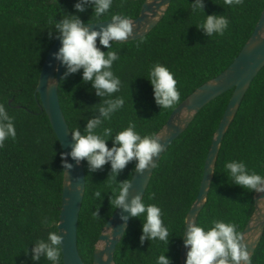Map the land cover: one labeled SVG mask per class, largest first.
<instances>
[{
	"label": "trees",
	"instance_id": "1",
	"mask_svg": "<svg viewBox=\"0 0 264 264\" xmlns=\"http://www.w3.org/2000/svg\"><path fill=\"white\" fill-rule=\"evenodd\" d=\"M76 2L0 0V104L14 117L17 132L15 139L5 140L0 148V264H52L46 258L33 261L27 253L50 231L59 232L65 171L61 142L36 89L46 56L57 40L49 36V31L55 30L56 20L63 18V12L76 13ZM144 2L113 0L110 10L99 19L92 16L91 7L76 14L85 23L111 19L112 14L132 19L139 16ZM263 10L264 0H244L236 8L225 5L224 0H205L207 14H223L230 21L223 36L209 37L196 26L204 21L205 13H192L191 0H172L165 17L147 35L113 44L111 50L119 56L113 71L121 80V89L113 98L123 96L125 105L111 121H105L104 127H111L115 135L131 120L142 136L158 133L183 100L235 60ZM157 62L168 66L177 79L180 100L172 108L162 109L156 104L147 78L150 67ZM82 71L67 78L63 73L59 86L68 124L72 131L81 132L87 119L98 114L101 102L91 83L82 82ZM234 90L226 91L200 110L164 152L148 185L144 200L162 209V219L170 232L168 246L160 240L141 245L142 219L132 218L117 245L116 264H156L161 254L171 257L172 264H181L186 217L199 194L213 136ZM108 144L111 147L112 140ZM232 160L244 161L250 171L264 175V67L223 138L211 190L197 222L210 226L212 220L221 219L235 223L242 234L255 210V192L228 179L225 164ZM135 163L129 162L116 179L110 175V163L90 172L83 160L86 193L79 218L78 245L85 264H94L96 243L116 211L110 204L111 191L118 188L119 182L130 184ZM97 190L103 193V201L94 197ZM153 195L154 199H149ZM97 210L99 216L93 218ZM59 264H65L62 248ZM252 264H264V234Z\"/></svg>",
	"mask_w": 264,
	"mask_h": 264
},
{
	"label": "clouds",
	"instance_id": "2",
	"mask_svg": "<svg viewBox=\"0 0 264 264\" xmlns=\"http://www.w3.org/2000/svg\"><path fill=\"white\" fill-rule=\"evenodd\" d=\"M244 0H224V4L232 8L243 5ZM113 4V0H77L74 4L76 13H84L89 7L97 19L102 18ZM192 13H205L202 23L196 24L199 29L212 37L215 34L223 36L229 26V19L223 14H207L205 0H191ZM63 12V18L56 20L55 30L49 31V36L60 40L59 50L53 53L56 60L66 68L64 78L82 71V82L91 83L95 94L101 98L96 110L97 115L87 119L83 132L80 129L71 131L74 143L70 152L61 153L62 165L66 176L74 165L67 159L71 156L79 164L86 160L90 172L102 169L110 163V175L117 179L120 172L133 160L135 170L143 172L150 166L155 167V159L164 151L162 138L155 132L141 135L136 131L134 121H129L126 128L113 135L111 127H104L105 121H111L113 115L123 109L125 99L115 96L121 89V80L113 71V63L119 59L118 53L111 50L115 42H123L134 35V24L128 17L112 14L110 23L100 28L85 26L80 15ZM99 37V46L97 38ZM141 41L140 43H142ZM102 46V47H101ZM107 48L108 51L102 50ZM148 80L154 90L155 102L162 109L174 107L180 100L175 73L162 63H155L149 69ZM54 81H50L52 83ZM99 130V131H98ZM17 136L14 117L9 115L4 104H0V148L5 140ZM112 140L109 147L108 141ZM228 179L252 192L264 193V175L250 171L244 161L232 160L225 164ZM109 175V176H110ZM131 185L122 181L118 188L113 189L110 204L115 209H122L121 220L129 218L142 219L141 245L145 241L160 240L169 244L170 232L162 219V209L154 203H146L143 195L137 194L129 200ZM105 193V192H104ZM103 193L94 192V197L103 201ZM154 199V195L149 197ZM99 216L98 210L93 218ZM60 230L50 231L46 239L34 243L28 250L33 261L46 258L52 264H59L64 236ZM66 234V230H63ZM182 237H186L184 246L188 249L186 264H252V258L242 234L237 231V225L214 219L210 226L190 221ZM169 250V249H168ZM167 250V252H168ZM166 252V253H167ZM156 264H172V258L161 254Z\"/></svg>",
	"mask_w": 264,
	"mask_h": 264
},
{
	"label": "water",
	"instance_id": "3",
	"mask_svg": "<svg viewBox=\"0 0 264 264\" xmlns=\"http://www.w3.org/2000/svg\"><path fill=\"white\" fill-rule=\"evenodd\" d=\"M172 0H145L139 16L130 19L134 24V35L128 40L141 38L151 32L165 17ZM110 19L85 23L90 28H100L101 25L110 23ZM99 41V37L97 38ZM60 40L51 46L44 61L36 92L40 94L43 109L48 114L50 121L61 142L62 152H70L74 143L72 130L61 106L59 86L65 67L56 60L53 53L59 50ZM264 67V10L256 24L254 32L243 46L235 60L219 75L209 79L183 100L172 112L165 125L158 131L164 143V151L155 159V167L150 166L143 172H134L130 182L129 200L137 195H144L152 179L154 171L162 159L164 152L195 119L200 110L209 102L226 91L235 88L221 122L213 136L199 194L190 208L186 217V228L190 221L198 222V217L204 208L212 182L214 180L216 164L221 150L222 141L230 125L238 113L240 105L250 88L253 80ZM50 81H54L50 83ZM68 161L74 165L66 176L64 172L63 202L58 224L62 230V253L65 264H85L78 245V225L86 193V172L83 161L79 164L71 158ZM255 210L242 232L243 242L247 245L251 258L253 257L264 234V193H254ZM122 209H116L107 221L96 243L94 251V264H116L115 253L117 245L127 231L131 217L127 222L121 220ZM63 230H66V234ZM186 231V230H185ZM183 238L181 247V264H186L188 249L184 246Z\"/></svg>",
	"mask_w": 264,
	"mask_h": 264
}]
</instances>
